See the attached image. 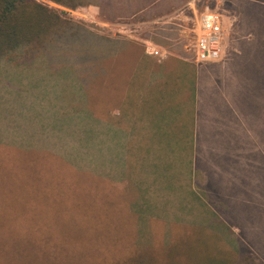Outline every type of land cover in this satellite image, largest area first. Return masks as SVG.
I'll return each mask as SVG.
<instances>
[{
  "label": "crops",
  "instance_id": "1",
  "mask_svg": "<svg viewBox=\"0 0 264 264\" xmlns=\"http://www.w3.org/2000/svg\"><path fill=\"white\" fill-rule=\"evenodd\" d=\"M192 1H169L157 10L149 2L114 15L97 1L84 6L95 7L106 24L139 18L150 25ZM90 29L96 33L90 103L62 76L64 92L67 87L69 97L79 96L81 107H65L53 124L48 119L60 139L37 145L36 152L58 154L81 172L126 189L124 211L138 229H198L222 244L255 243L264 229V62L245 55L253 53L256 38L243 35L226 58L197 63L180 44L147 34L127 41ZM146 40L168 56L148 54ZM34 101L47 107L49 98L35 94ZM67 137L75 140L71 151H65Z\"/></svg>",
  "mask_w": 264,
  "mask_h": 264
},
{
  "label": "rangeland",
  "instance_id": "2",
  "mask_svg": "<svg viewBox=\"0 0 264 264\" xmlns=\"http://www.w3.org/2000/svg\"><path fill=\"white\" fill-rule=\"evenodd\" d=\"M36 1L70 20L45 47H20L0 58V264H11L3 263L11 259L21 264H182L192 258L205 264H264L263 228L250 244H222L198 229L162 225L138 229L121 202L128 195L126 189L114 188L92 177L90 171L81 172L58 154L36 152L37 145H51L60 139L57 128L48 123L58 121L65 107L75 112L81 107L79 96L69 97L67 87L64 92L62 76L75 92L79 88L86 93L82 98L90 103V67L95 55V32L90 27L105 37L139 41L135 39L147 34L168 46L175 43L188 48L194 41L195 12L178 9L150 25L138 22L139 18L106 24L98 16L95 22L77 17L97 12L95 7L84 6L90 1L99 2L114 15L140 9L149 2L157 3V10L174 0H73L77 3L73 10L78 9L74 17L69 14L71 8L51 0ZM240 1L264 7V0L193 3L198 16L209 6L236 18L223 59L243 36ZM248 18L250 30L244 36L256 40L253 53L245 56L264 62V13L253 11ZM164 33H169L168 39ZM261 66L259 92L264 94V64ZM35 94L49 98L47 107L34 101ZM33 109L42 113L37 115ZM66 141L65 151H71L75 140L67 137Z\"/></svg>",
  "mask_w": 264,
  "mask_h": 264
},
{
  "label": "trees",
  "instance_id": "3",
  "mask_svg": "<svg viewBox=\"0 0 264 264\" xmlns=\"http://www.w3.org/2000/svg\"><path fill=\"white\" fill-rule=\"evenodd\" d=\"M51 1L68 8L77 6L73 0ZM242 2L240 1L242 6L240 32L244 35L250 30L248 15L253 11L264 13V7L252 6V3L248 1ZM69 20L62 16L58 10L36 0H0V58L15 52L20 47H45L46 43L58 33L61 26L68 24ZM253 28L255 29V27ZM128 215L131 216L130 213ZM191 260L193 258L182 264H205L195 259L194 262ZM4 262L21 264L18 259L5 260ZM22 264L25 262L23 261Z\"/></svg>",
  "mask_w": 264,
  "mask_h": 264
},
{
  "label": "built area",
  "instance_id": "4",
  "mask_svg": "<svg viewBox=\"0 0 264 264\" xmlns=\"http://www.w3.org/2000/svg\"><path fill=\"white\" fill-rule=\"evenodd\" d=\"M194 2L195 0L189 3L184 9L187 10L191 8L197 16L196 22L193 21L194 41L191 46L187 48L188 52H190L191 58L197 63L220 61L226 54L227 36L229 29L235 24L236 18L227 13L217 11L216 9H211L209 6H205L198 16L193 6ZM71 9V13L69 14L74 17L73 12H76L78 9H76V11L73 10V8ZM77 18L95 22L97 17L94 13L92 15H80V17ZM144 45L148 54L160 60L168 56V50L157 45L152 40L144 41Z\"/></svg>",
  "mask_w": 264,
  "mask_h": 264
}]
</instances>
